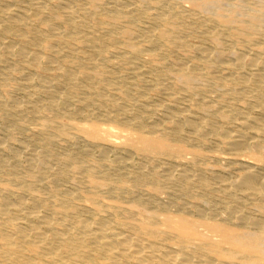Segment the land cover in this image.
<instances>
[{
  "label": "bare ground",
  "instance_id": "1",
  "mask_svg": "<svg viewBox=\"0 0 264 264\" xmlns=\"http://www.w3.org/2000/svg\"><path fill=\"white\" fill-rule=\"evenodd\" d=\"M183 2L0 0V264H264V0Z\"/></svg>",
  "mask_w": 264,
  "mask_h": 264
},
{
  "label": "rangeland",
  "instance_id": "2",
  "mask_svg": "<svg viewBox=\"0 0 264 264\" xmlns=\"http://www.w3.org/2000/svg\"><path fill=\"white\" fill-rule=\"evenodd\" d=\"M179 1H182V3H186V2H183V0H179ZM15 4H17V3H13V5H15ZM158 10H159L158 6H156L155 4H150V6L148 7L149 13H155ZM140 16L141 17H139L136 14V18H135V22L133 23L134 24L133 26L145 25V23H146V22H144L146 20V18L144 17L145 14L144 15L141 14ZM186 27H190V26L186 25ZM197 31L200 32L201 28H197L196 32ZM189 39L192 40L193 43L196 40V38L192 37V35L189 37ZM123 71H125V69ZM34 77H38V73L35 74ZM138 84H139V86L142 85V83H138ZM147 91L151 92V90H149V89ZM152 92H154V91H152ZM155 99H156V102H158V103L163 100V98H161L159 96H157ZM81 111H82L81 116L78 118V120L93 119V117L96 116V112H93L92 106H85ZM39 122H40L39 120H30L29 125L30 126H36V125H38ZM14 127H15V125L13 123L0 122V135H1V137L7 138L9 133L15 132V133H18V134H16L15 139L10 138V142L12 143L11 145L13 147L14 146L18 147L19 140L25 141L27 143L28 140L26 139V136L24 134H22L21 132H16ZM31 142L34 143V141H31ZM29 143H30V141H29ZM100 147H101V145L94 146L93 144H87V145H80L79 146V145L75 144L74 142L61 141L60 144L56 145L55 152L58 155H64L65 153H68V152H73V153H76L77 155H79L81 153V152H79V150H83L84 148H88V149H91V151H93L95 155H97V154H99ZM116 151L117 150H115L114 148H111L110 150H108L105 159L108 162L113 163V160L116 158ZM5 156H6V158H10L8 154ZM222 164H223L222 162L215 163V165H217V166H222ZM232 174H234V171H232ZM59 186L61 188H68L70 186V182L64 180V181L59 183Z\"/></svg>",
  "mask_w": 264,
  "mask_h": 264
}]
</instances>
